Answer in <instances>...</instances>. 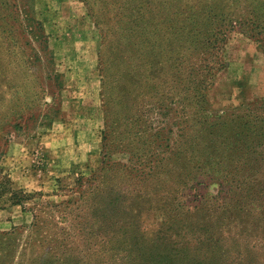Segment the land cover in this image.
Wrapping results in <instances>:
<instances>
[{
    "label": "trees",
    "instance_id": "obj_1",
    "mask_svg": "<svg viewBox=\"0 0 264 264\" xmlns=\"http://www.w3.org/2000/svg\"><path fill=\"white\" fill-rule=\"evenodd\" d=\"M80 1L101 35L104 153L87 179L76 178L60 217L112 264H264V102L216 116L205 109L229 33L264 56V0ZM0 13V34L33 35L38 25L15 0H0ZM15 39L0 49V157L44 93L29 40L27 52ZM7 184L0 196L19 203ZM247 220L256 245L234 253L219 234Z\"/></svg>",
    "mask_w": 264,
    "mask_h": 264
},
{
    "label": "rangeland",
    "instance_id": "obj_2",
    "mask_svg": "<svg viewBox=\"0 0 264 264\" xmlns=\"http://www.w3.org/2000/svg\"><path fill=\"white\" fill-rule=\"evenodd\" d=\"M15 3L20 16L25 13L38 25L32 28L33 35L27 28L12 35L1 32L0 49L9 52L16 38L25 50L28 39L32 75L38 73L44 93L32 111L36 117L21 129L10 130L2 142L0 183L7 181L20 200L12 205L10 192L0 196V264H60L61 259L68 264H112L108 253L94 252L86 245L89 239L60 217L64 216L60 204L73 198L70 190L76 178L87 179L104 153L100 32L80 0ZM220 59L223 68L205 91L207 113L216 116L253 101L264 102V56L252 40L237 31L229 33ZM52 86H58L57 92ZM111 160L124 163L126 158L114 153ZM249 220L251 225L245 223L243 229L233 224L225 234L220 232L227 249L241 253L256 245V230Z\"/></svg>",
    "mask_w": 264,
    "mask_h": 264
}]
</instances>
